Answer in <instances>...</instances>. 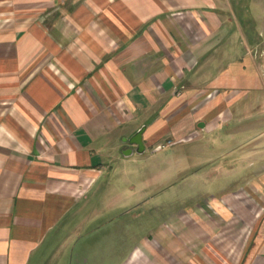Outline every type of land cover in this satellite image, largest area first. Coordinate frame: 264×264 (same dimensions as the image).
I'll return each instance as SVG.
<instances>
[{
    "label": "crops",
    "instance_id": "1",
    "mask_svg": "<svg viewBox=\"0 0 264 264\" xmlns=\"http://www.w3.org/2000/svg\"><path fill=\"white\" fill-rule=\"evenodd\" d=\"M257 1L252 12L251 0H0V264H67L80 238L74 263L117 261L124 216L180 189L116 186L142 173L105 164L136 153L123 139L143 125L146 149L191 139L220 97L235 100L219 82L247 81L252 63L217 74L211 60L240 22L264 29ZM181 190L117 264H264V167L217 197Z\"/></svg>",
    "mask_w": 264,
    "mask_h": 264
},
{
    "label": "rangeland",
    "instance_id": "2",
    "mask_svg": "<svg viewBox=\"0 0 264 264\" xmlns=\"http://www.w3.org/2000/svg\"><path fill=\"white\" fill-rule=\"evenodd\" d=\"M249 6L252 12L260 9L257 0H251ZM249 22V25L251 22L254 25L247 26L240 22L241 31L227 35L226 42L233 45L231 49L219 50L215 59L211 58L214 59L211 60L212 65L215 61L212 70L215 69L217 74L247 58L249 64L252 63L250 69L253 75L250 74L247 81L228 85L219 82L224 87L222 91L235 93V100L230 99L229 104L228 96L220 97L215 107L209 109L210 114L205 115L203 122L207 124L206 127L191 139H178V134H173L156 143V148L147 147L142 153L136 152L129 158L116 152L105 164V169L121 173L141 172L142 176L141 179L117 177L112 179L114 185L128 187L132 182L136 186L149 187V191L157 187L153 192L160 193L161 189L169 187L181 192V189L190 188L203 199L217 197L224 187L230 189L238 186L250 173L264 167L263 162L253 164L248 156V151L250 153L253 149L255 153L264 155V29L257 17L252 21L249 19ZM220 104L225 105L223 109ZM162 144L163 147L157 148ZM149 179L151 183L146 185ZM102 182L98 181L96 187L101 186ZM179 191L172 197L169 194L158 198L146 197L142 203V216L135 218L133 212L124 216L127 239L110 243L109 247L113 251L116 249L118 256L112 264H117L132 246L151 238L149 230L158 228L159 218L167 214L168 203L172 202L170 199L175 198L177 202L179 197L186 196ZM83 239L80 238L69 248L67 264H70L71 253L73 264H76L74 261L78 255L82 256L80 252L88 250ZM107 247H104L105 250ZM99 248L97 246L96 250Z\"/></svg>",
    "mask_w": 264,
    "mask_h": 264
},
{
    "label": "water",
    "instance_id": "3",
    "mask_svg": "<svg viewBox=\"0 0 264 264\" xmlns=\"http://www.w3.org/2000/svg\"><path fill=\"white\" fill-rule=\"evenodd\" d=\"M146 129V125H143L140 129H138L131 137H125L123 139L124 142H128L130 144H134L136 145L135 149H131L130 151L125 150V154H129L134 152V150L136 152L142 153L143 151L146 150V146L143 140V133Z\"/></svg>",
    "mask_w": 264,
    "mask_h": 264
},
{
    "label": "built area",
    "instance_id": "4",
    "mask_svg": "<svg viewBox=\"0 0 264 264\" xmlns=\"http://www.w3.org/2000/svg\"><path fill=\"white\" fill-rule=\"evenodd\" d=\"M164 146V144H162V145H158V147L157 148H161V147H163Z\"/></svg>",
    "mask_w": 264,
    "mask_h": 264
}]
</instances>
